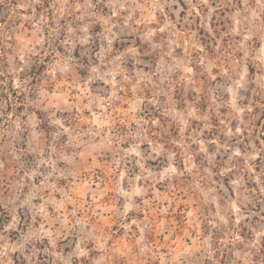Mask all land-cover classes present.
Instances as JSON below:
<instances>
[{
    "label": "rangeland",
    "instance_id": "374dc122",
    "mask_svg": "<svg viewBox=\"0 0 264 264\" xmlns=\"http://www.w3.org/2000/svg\"><path fill=\"white\" fill-rule=\"evenodd\" d=\"M0 53V264H264V0H0Z\"/></svg>",
    "mask_w": 264,
    "mask_h": 264
},
{
    "label": "trees",
    "instance_id": "16d2710c",
    "mask_svg": "<svg viewBox=\"0 0 264 264\" xmlns=\"http://www.w3.org/2000/svg\"><path fill=\"white\" fill-rule=\"evenodd\" d=\"M2 57V54L0 53V58ZM33 72V69L32 70H30V71H28V73L27 74H25V73H22L24 76L25 75H27V76H30V73H32ZM11 88H12V90H13V94H14V96H16V98H17V102H19V105H18V107H17V110H19L20 108H22L23 106H24V96H21V95H17V90H16V88L11 84ZM1 94V93H0Z\"/></svg>",
    "mask_w": 264,
    "mask_h": 264
}]
</instances>
